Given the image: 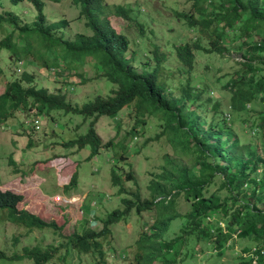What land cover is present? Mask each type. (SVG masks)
Wrapping results in <instances>:
<instances>
[{
  "label": "trees",
  "instance_id": "obj_1",
  "mask_svg": "<svg viewBox=\"0 0 264 264\" xmlns=\"http://www.w3.org/2000/svg\"><path fill=\"white\" fill-rule=\"evenodd\" d=\"M10 1H27L35 14L32 22H21L12 10L0 13V77L7 79L0 93V122L21 111L27 117L44 114L51 120L56 110L77 114L83 122L89 121L85 133L61 144L77 149L89 146V158L103 147L117 145L120 162L126 160L132 141L145 134L149 119H154L162 129L146 137L141 146L165 135L181 159L165 154L160 172L153 173L146 192L140 191L138 184L134 191H125L118 172L124 166L112 165L110 179L121 196L120 206L98 218L99 229L90 228L88 219L83 218L81 231L74 230L67 236L60 232L57 241L46 246H24L21 252L14 250L11 255L0 248V260L27 258L33 264H45L54 261L55 254L62 250L56 258L60 264H80L83 253L91 255L92 264H109L106 255L111 248L112 225L127 222L132 214L141 217L151 213L155 214L154 221H143L134 242L133 264H191L204 252L197 247L201 243L212 244L221 257L236 237L250 240L237 257L240 264H264V153L240 143L233 129L236 115L244 112L254 114L253 118L248 116L251 128L264 130V0H191L189 8L173 10L186 34L171 42V47L167 41L161 45L156 26L149 25L156 21L149 17L147 24L142 22L137 18L139 9L135 12L130 4L72 0L79 9L77 19L85 21L87 31L65 37L70 20H49L44 0ZM112 18L119 21L122 29L135 26L137 37L131 38L124 29L114 27ZM3 50L7 53L2 56ZM231 51L240 53V59L235 58L233 69L222 75L227 78L220 88L229 95L223 108L217 100L211 103L207 82L201 79L192 84L191 80L195 78L196 54L225 57ZM170 58L176 67L164 64ZM3 60L15 64L14 71L21 67L20 63L39 64L56 79L67 72L74 82H68L66 76L61 81L65 89L51 90L25 69L7 75ZM85 66L93 69L92 76ZM78 77L81 84L102 78L113 86L105 95L98 92L78 103L68 96ZM175 79L176 87L172 86ZM208 103L212 107L210 116L206 112ZM124 109L130 111L131 126L117 142L110 139L104 143L96 130L97 121L105 116L114 119L120 128L119 116ZM30 144L31 139L27 145ZM8 160L15 165L11 156ZM125 179L136 182L132 171L126 172ZM76 185L77 172L64 185L63 192ZM213 186L216 190H210ZM23 198L21 193L0 189V220L27 230H61L55 221L47 222L19 208ZM181 198L186 206L183 212L176 207ZM177 218L181 219L180 233L165 239L164 232ZM18 241L14 233L13 246Z\"/></svg>",
  "mask_w": 264,
  "mask_h": 264
},
{
  "label": "rangeland",
  "instance_id": "obj_2",
  "mask_svg": "<svg viewBox=\"0 0 264 264\" xmlns=\"http://www.w3.org/2000/svg\"><path fill=\"white\" fill-rule=\"evenodd\" d=\"M108 4H130L135 12L139 9V20L148 23L149 17L156 22L149 25L155 27L159 33L160 44L167 41L171 47V42L177 40L186 34V28L174 16L173 10H183L189 8L191 0H105ZM44 12L49 20H57L65 17L70 20L66 28L65 37H73L76 32H86L85 21L77 19L79 9L72 3V0H44ZM4 10H12L19 15L21 22H32L34 19V8L27 2L21 1L12 4L10 0H1L0 13ZM111 23L118 30H123L119 21L111 19ZM129 24V23H128ZM131 25H134L131 23ZM135 26H128L124 29L129 33L131 38L135 35ZM192 32L188 30V34ZM3 34L0 32V39ZM259 34L255 35L258 38ZM165 46L162 47L164 51ZM170 49V48H169ZM166 52L169 53L170 50ZM7 51H2V56ZM230 56V57H229ZM229 56H220L214 54H196L194 62V76L192 83L203 79L209 85V96L212 102L217 100L223 108H226L229 95L220 88L224 82L223 74L233 69L235 58L240 59V53L232 52ZM8 59V56L3 59ZM5 59V60H6ZM6 74L11 72L21 73L24 69L34 75V79L41 81L42 85L51 90L56 88L65 89L61 82L64 77L69 75L65 72L62 77L56 79L51 72L45 73L39 64L21 63L14 71L15 64L1 61ZM164 64L176 67V62L165 59ZM89 76L93 75V69L85 66ZM81 72V71H80ZM222 76L217 81V77ZM75 78V77H73ZM184 78V77H183ZM70 82V77L67 78ZM6 77H0V93L4 89ZM76 86L70 88L68 93L72 101L78 103L86 101L96 93L106 94L113 85L104 81L102 78L88 80L81 84L80 78H76ZM176 80V79H175ZM73 81V80H72ZM74 82V81H73ZM197 84V83H196ZM174 87L178 86L177 80ZM179 93L178 89L175 90ZM211 103L206 106L207 115L212 112ZM129 109H124L120 113L121 126L117 128L114 119L102 116L96 123L97 133L106 143L113 139L115 142L120 140L125 130H127L132 119L129 118ZM53 118L46 115L38 116L39 128H25L24 121L27 117L25 112H17L15 117L0 122V189H9L23 194L24 198L19 203V208H26L28 211L37 214L45 221H55L61 225V230L49 227L43 230L31 229L16 226L5 220H0V248L11 255L14 250L22 251L24 246H33L37 243L46 246L58 239V234H69L76 229H81L82 218L88 216L89 211L96 210L95 213L103 218L107 212L120 206V195L116 192V186L112 185L110 179V170L112 165H123L124 169H118L121 179L124 180L125 191H134L139 185L140 191L146 192V186L153 177V173L160 172V166L163 163V156L167 154L171 158L181 159L174 150L165 135L157 140L148 141L146 145L141 146L146 137L153 136L161 131L157 126V121L149 119L145 128V134L133 140L128 150L127 158L124 161H117V152L119 147L112 145L103 147L98 154L89 158L90 148L84 146L77 149L76 146H64L61 143L76 138L78 135L85 133L89 121H82V116L63 111H52ZM253 115L239 112L234 121L233 129L237 133L240 143L249 144L252 148L264 153V130L261 128H251V120L248 118ZM54 119V120H53ZM232 122V121H231ZM205 124V122L203 123ZM250 127V128H249ZM23 132V133H22ZM28 132V133H27ZM31 139L30 146L27 145ZM134 148V149H133ZM135 150V151H134ZM9 156L14 160L15 165L9 162ZM183 158V157H182ZM187 160L186 157L183 158ZM17 169V171L15 170ZM132 171L134 180H126L125 174ZM77 172V185L71 188L69 192L64 193L63 187L69 182L72 174ZM219 183V182H218ZM210 190H216V186ZM176 207L179 211H185L184 200L178 199ZM155 214L143 213L141 217L136 214L131 215V219L125 223H116L112 225V238L110 237V246L113 251L107 252L108 262L111 264H133V252L135 249L134 242L141 231L143 221L152 224ZM181 219L177 218L171 221L168 229L164 232L163 237L169 239L180 233ZM14 233L18 236L19 241L13 246ZM20 234V235H18ZM57 241V240H56ZM232 245L227 247L225 253L218 257L216 249L212 244L204 246L198 244V248H203L204 252L198 255L197 259L192 260L191 264H240L237 259L242 254V248L250 243L249 239L233 238L230 240ZM63 252L59 250L55 254L54 261L51 259L45 264H60L56 258ZM124 255L118 259V254ZM80 264H92L90 254H81ZM0 264H33L32 260L24 258L22 260H0Z\"/></svg>",
  "mask_w": 264,
  "mask_h": 264
},
{
  "label": "clouds",
  "instance_id": "obj_3",
  "mask_svg": "<svg viewBox=\"0 0 264 264\" xmlns=\"http://www.w3.org/2000/svg\"><path fill=\"white\" fill-rule=\"evenodd\" d=\"M105 1V0H104ZM106 2V1H105ZM106 4H108V2H106ZM118 3H115V4H111V5H117ZM108 5H110V4H108ZM137 18H139V16L137 17ZM191 83H192V80H191ZM192 84H194V83H192ZM209 96V95H208ZM225 116H226V118L228 119V120H230L231 119V115H230V113L229 112H226L225 113ZM24 126H25V128H30V129H35V128H39V126H38V117H26L25 118V121H24ZM95 209H94V211H89L88 212V216L87 217H83L84 219L86 218V219H88V221H89V227L90 228H97V229H99L100 227H101V222L99 221V219L98 218H100L99 217V215L97 214V213H95ZM82 218V216H81V219L80 220H82L83 219ZM83 221V220H82ZM82 226H83V224L81 223V227H79V228H82ZM77 231H81V229L79 230V229H76ZM73 232V231H72ZM70 234V233H69ZM69 234H66V236L67 235H69ZM63 235H65V234H63ZM104 246H105V248H107V244H104ZM108 248H110V247H108ZM108 251H113L114 252V250L113 249H109ZM118 254V253H117ZM124 257V255H120V254H118V259L119 258H123ZM107 261H108V257H107ZM109 263V262H108ZM109 264H111V263H109Z\"/></svg>",
  "mask_w": 264,
  "mask_h": 264
},
{
  "label": "built area",
  "instance_id": "obj_4",
  "mask_svg": "<svg viewBox=\"0 0 264 264\" xmlns=\"http://www.w3.org/2000/svg\"><path fill=\"white\" fill-rule=\"evenodd\" d=\"M254 251V250H253Z\"/></svg>",
  "mask_w": 264,
  "mask_h": 264
}]
</instances>
